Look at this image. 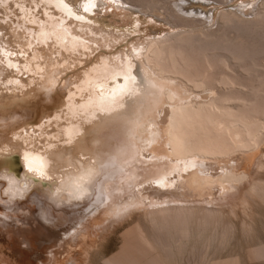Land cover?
I'll use <instances>...</instances> for the list:
<instances>
[{
    "label": "bare ground",
    "instance_id": "1",
    "mask_svg": "<svg viewBox=\"0 0 264 264\" xmlns=\"http://www.w3.org/2000/svg\"><path fill=\"white\" fill-rule=\"evenodd\" d=\"M212 1L226 7L216 28L210 24L213 17L203 6L200 12L186 7L191 5L189 0H121L148 16L162 17L178 30L165 35L152 32L144 39L131 40L130 51L122 48L109 54L105 49H114L136 29L112 26L101 15L104 0H92L97 7H90L87 13L81 4L88 0H0V110L58 82L68 71L74 72L71 86L67 93L64 90L66 95L54 113L33 124L28 122L27 128L12 132L8 138L6 133L2 135L5 141L0 154L17 153L22 164L19 175L12 167L0 173L5 184L3 194L13 201L39 185L55 203L88 197L102 168L100 155L88 149L83 140L127 106L129 92L139 78L122 81L137 74V59L147 77L155 83L164 80L162 86L169 89L165 91L164 107L138 125L140 133L134 132L135 139L141 141L137 144L140 158L128 159L127 164L132 166L129 173L138 177L134 182L137 187L119 197L124 202L112 214H125L137 207L146 228L135 221L127 245L114 257V264H141L144 258L150 259V250L157 247L169 255L175 250L182 254L184 250H179L190 237L191 222L194 225L196 220L208 219L202 222L205 226L212 218L218 219L222 211L164 199L165 192L172 188L186 187L200 193L207 186L226 188L249 179L252 184L242 202L264 203V159L252 178L231 168L209 174L200 166L199 159L203 157L247 156L264 145V0H250L235 8L229 6L232 0ZM65 4L73 15L68 14ZM254 11L256 14L251 15ZM76 14L84 19L77 20ZM142 19L137 16L134 20L138 24ZM179 82L191 93H186ZM203 91L206 96L198 95ZM139 92L140 88L131 99L137 98ZM157 119L166 121L167 127L161 128ZM98 140L96 137L92 142ZM161 143L163 154L159 153ZM140 173L144 177L139 178ZM145 185L155 189L158 196L154 201L142 195ZM229 229L226 225L221 240ZM82 232L76 235L88 243ZM234 262L232 259L227 263Z\"/></svg>",
    "mask_w": 264,
    "mask_h": 264
},
{
    "label": "rangeland",
    "instance_id": "2",
    "mask_svg": "<svg viewBox=\"0 0 264 264\" xmlns=\"http://www.w3.org/2000/svg\"><path fill=\"white\" fill-rule=\"evenodd\" d=\"M104 1H106V5L101 15L107 17L106 20L112 26L136 29L132 36H128L123 43L116 45L114 49H105L109 54L122 48H127L130 51L131 40L138 37L144 39L152 32H161L165 35L178 30L162 17L148 16L144 14V11L142 12L130 4L122 3L121 0ZM249 1L232 0L229 6L235 8V6L244 5ZM189 2L191 5H186L187 8L193 7L200 12V8L203 6L204 10L210 12V18L213 17L210 24L213 28L217 27L221 11L226 9L225 6L223 7L212 0L210 2L189 0ZM134 12L141 19L143 18L138 24L134 20L137 17ZM250 14L255 15L256 11ZM135 61V71L136 73L138 70L142 72L145 81L140 87L137 98L131 99V107H129L128 102L121 114L104 121L93 131L94 134L83 140L88 149L100 155L102 168L92 183V192L88 194L87 198L82 201L63 204L55 203L38 185L33 186L25 196L20 197L21 199L16 198L12 201L3 194L5 184L0 179V264H85L84 258L88 248H90L88 264H114V257H118L127 245L128 235L136 225L134 224L135 221H137L136 223L142 221L140 220L141 211L134 207L131 212L125 214L113 215L112 213L119 204L124 202L119 197L131 193L133 188L137 187L134 182H137L138 177L129 173L128 169H132V166L127 164L128 159L136 161L140 158L137 146L141 141L135 139L134 132L140 133L138 125L143 120L146 121L147 118L157 115L158 108L164 107L162 102L166 97L165 91L169 89L167 85L162 86L164 80H156L155 83L154 80L147 77L140 65V60L136 59ZM73 73V71H68L62 75L58 82L44 86L35 95L25 100L13 102L1 109L0 138L5 133V138H8L12 132L21 131L24 127L27 128L29 123L38 122L46 114L54 113L59 101L66 95L64 90L65 92L68 91L71 86ZM138 78V84H140V77L138 76ZM182 84L179 82L186 93H191L188 87ZM204 92L206 91H203L202 94L200 92L198 95L206 96L207 92ZM157 121L158 123L161 122L159 123L161 128L168 125L166 121L160 119ZM96 137L99 140L93 143L92 141ZM5 138L2 136L0 139V146L3 145ZM163 146L164 144L161 143L159 153H164ZM260 148L247 156L240 155L241 157H203L199 159L200 166L209 174H219L223 170L231 168L237 172L247 173L252 178L259 169L260 161L264 159V145ZM142 159L144 158L142 157ZM228 165L231 167H227ZM10 167L17 175L21 173L22 164L18 154L10 152L0 154V173L3 170H9ZM141 177H144L143 173H140L139 178ZM240 184L236 186L229 184L226 188L216 185L207 186L208 189L200 193L190 191L186 187L172 188L171 191L165 192L164 199L181 201L190 206L211 207L222 212L218 214V219L214 217L217 222L213 221L214 218L210 220V223L208 219H205V221L208 220L207 226H204L205 221L202 219L196 220L194 225L192 222L190 223L192 225L189 227L190 237L179 250V253L184 250L181 252L182 254H178V251L175 250L169 255V252H165L156 246V250H150V252L153 251L150 253L153 255H149L150 257L147 255L150 259L145 260L144 258L141 264H171L169 262H175L172 264H217L219 261L218 264H223L222 261L224 264H228L232 259L235 260V264H264V250L261 251L264 248V203L260 200H248V203L246 200L245 205V202H242L244 193L251 187L252 183L248 179ZM145 186V192L142 195H148L154 201L158 196L155 189L152 187H150L152 189H148L147 187L150 185ZM131 198L134 197L131 196ZM142 222L140 224L145 229V224ZM226 225L232 231H229L225 237L223 235L224 243L221 236ZM208 227L211 228L210 231ZM216 227H220V229H216ZM81 230L83 231L81 234L87 235L88 243L83 242L76 235V232L79 233ZM212 235L215 236V239ZM219 244H222V247ZM147 256L145 257L147 258Z\"/></svg>",
    "mask_w": 264,
    "mask_h": 264
},
{
    "label": "snow or ice",
    "instance_id": "3",
    "mask_svg": "<svg viewBox=\"0 0 264 264\" xmlns=\"http://www.w3.org/2000/svg\"><path fill=\"white\" fill-rule=\"evenodd\" d=\"M78 2H79V0H78ZM61 3H63V0H61ZM69 3H72V0H69ZM64 7L68 8V4H65ZM81 7H82L83 12L87 13L90 11V7L95 8V7H97V5L95 3H93L92 0H88V3L87 4H81ZM68 14L73 15L71 8H68ZM75 18L77 20H83L84 16L76 14ZM138 76L140 77V84L134 85L133 89H131L129 92V107H131V96L135 95L136 90L139 89L141 87V85H143L145 83V81L143 79L142 72H140L139 70L137 71V74L135 76H131V75L126 76L124 81H122V83H126L127 79H129V78L132 79L133 81H135ZM38 175L40 178H43L42 173H40ZM25 187H26V185H25Z\"/></svg>",
    "mask_w": 264,
    "mask_h": 264
}]
</instances>
